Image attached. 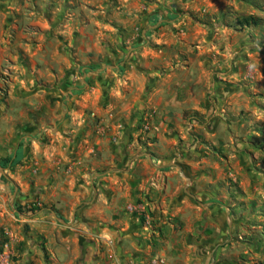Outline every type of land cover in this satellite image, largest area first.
<instances>
[{
  "label": "crops",
  "instance_id": "0c3cea01",
  "mask_svg": "<svg viewBox=\"0 0 264 264\" xmlns=\"http://www.w3.org/2000/svg\"><path fill=\"white\" fill-rule=\"evenodd\" d=\"M162 4L140 33L124 36L130 47L81 64L56 52L58 65L28 73L6 97L8 15L0 12V253L8 264H264L216 201L220 164L195 158L204 156L197 137L215 145L209 136L218 132L192 121L211 112L215 83L202 59L211 51L195 53L193 34L172 35Z\"/></svg>",
  "mask_w": 264,
  "mask_h": 264
},
{
  "label": "rangeland",
  "instance_id": "374dc122",
  "mask_svg": "<svg viewBox=\"0 0 264 264\" xmlns=\"http://www.w3.org/2000/svg\"><path fill=\"white\" fill-rule=\"evenodd\" d=\"M163 1L172 35L184 42L193 34L195 53L211 51L202 57L215 83L211 112L192 121L218 132L209 136L215 145L197 137L204 156L195 158L220 164L216 201L230 210L249 255L264 259V0H0L10 55L2 94L42 65H58L56 52L81 64L130 47L124 36L140 33L148 11Z\"/></svg>",
  "mask_w": 264,
  "mask_h": 264
},
{
  "label": "built area",
  "instance_id": "2783aa9c",
  "mask_svg": "<svg viewBox=\"0 0 264 264\" xmlns=\"http://www.w3.org/2000/svg\"><path fill=\"white\" fill-rule=\"evenodd\" d=\"M145 129H147V126L145 127ZM38 208V204L37 203H32V204H29L27 207H26V210L29 212V211H32V210H36ZM8 254L6 253V249L4 248L3 251L0 253V264H8ZM162 264L161 261H153L151 264Z\"/></svg>",
  "mask_w": 264,
  "mask_h": 264
},
{
  "label": "trees",
  "instance_id": "16d2710c",
  "mask_svg": "<svg viewBox=\"0 0 264 264\" xmlns=\"http://www.w3.org/2000/svg\"><path fill=\"white\" fill-rule=\"evenodd\" d=\"M245 22H247V21H245ZM0 168L4 169V167L2 165H0ZM32 212H35V210H32Z\"/></svg>",
  "mask_w": 264,
  "mask_h": 264
}]
</instances>
